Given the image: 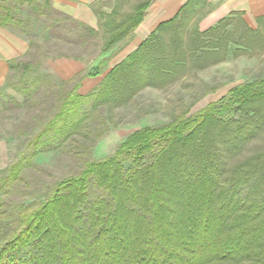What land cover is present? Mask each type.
<instances>
[{
    "label": "trees",
    "instance_id": "obj_1",
    "mask_svg": "<svg viewBox=\"0 0 264 264\" xmlns=\"http://www.w3.org/2000/svg\"><path fill=\"white\" fill-rule=\"evenodd\" d=\"M33 3L0 0V28L30 35L28 21L16 10L39 11ZM147 6L138 5L122 19L117 10L96 11L107 34L101 51L130 36ZM51 11L63 18L49 28L69 20L90 38L98 36ZM234 16L195 31L192 41L198 46L190 56H201L202 46L203 52L212 49L208 55L223 54L222 31ZM183 20L180 12L159 25L87 94L78 92L81 81L98 77L111 57L59 82L39 73V62H9L0 86V128L13 110H25L28 120L5 132L22 142L15 160L0 170V264H264V80L240 84L191 116L134 131L111 156L89 157L92 145L109 131L103 107L111 116L145 88L177 81L178 69L188 62ZM243 25L257 37L258 31ZM216 34L220 41L211 45ZM89 37H82L81 45ZM239 39L236 44L243 46ZM79 140L88 146L71 148L81 165L75 173L29 179L37 156Z\"/></svg>",
    "mask_w": 264,
    "mask_h": 264
},
{
    "label": "rangeland",
    "instance_id": "obj_2",
    "mask_svg": "<svg viewBox=\"0 0 264 264\" xmlns=\"http://www.w3.org/2000/svg\"><path fill=\"white\" fill-rule=\"evenodd\" d=\"M47 1L34 0L33 8H39V11H33L29 6L16 10L18 16L28 21L30 26V35L25 36L29 44L31 42V46L23 60L39 62L41 64L39 73L49 75L54 82H59L61 78L50 68V62L63 58L76 59L79 57L81 59L91 54L94 57L101 51L107 34L103 31H96L98 36L90 38L85 30L78 28V25L69 20H63V23L57 28H49L48 26L54 20L63 17L55 16ZM146 1L148 0H122L121 7L117 10L119 19L130 14L136 5ZM94 9V12L99 11L97 7ZM184 19L186 20H183V25H181L183 30L181 37L186 40L183 51L188 53V58L186 57L188 62L178 69L177 81L167 88H145L136 94L127 105L114 109L111 116H108L103 107L100 114L107 122L109 131L92 145L88 151L90 159L100 160L111 156L120 143L134 131L173 122L183 114L186 117L191 116L207 104L220 100L229 90L240 84L264 80L263 20H260L258 27L254 26L253 29L249 27L251 30L258 31L255 38L254 35L245 31L243 25L245 22L239 16L231 17L233 21L223 29L222 32L225 34L221 39L223 42H227V48L222 52L223 54L227 52L228 57L220 61L223 55L221 52L218 55H208L212 49L203 52L204 46L201 47V50L203 49L201 56L198 53H195V56H190V50L194 51L198 46L192 41L193 33L197 31V27L191 22L192 19L187 17ZM82 37H89L90 39L81 45ZM218 37L220 34L211 37V45L215 43L216 39L220 41ZM240 37L242 40L239 39ZM238 39L243 41V46L236 44ZM124 42L126 41H121L107 51V54L111 51L108 58L111 57L109 60H113L112 63L119 60L120 56L117 58L115 56L123 49ZM223 42L221 45H224ZM233 54L238 55V57L232 58L231 55ZM94 62L91 61L89 65H94ZM106 63L102 67V70L105 68L104 71L107 70ZM21 99L23 100V97ZM4 116L6 119L2 120L3 127L0 128V170L5 169L15 160L17 152L21 149L20 142H22V139L20 140L13 133L8 139L5 132H14L18 124L28 120V114L25 110H13ZM260 138L264 140V135ZM85 146H88V143L79 140L73 145L66 146L65 149L37 156L35 159L37 170L29 175V179L51 181L75 173L81 165L71 156V148L79 147L82 151V147Z\"/></svg>",
    "mask_w": 264,
    "mask_h": 264
},
{
    "label": "crops",
    "instance_id": "obj_3",
    "mask_svg": "<svg viewBox=\"0 0 264 264\" xmlns=\"http://www.w3.org/2000/svg\"><path fill=\"white\" fill-rule=\"evenodd\" d=\"M48 2L54 11L66 15L87 28L102 31L99 28L100 21L94 8L97 7L99 12L110 15L114 10L120 9L122 0H48ZM145 3H148V6L140 24L130 36L122 39V42H126L122 45L123 49L115 56V58L120 56L119 60L114 63H112L113 60H109L105 65L107 70L104 71V68L98 77L84 78L78 90L80 94L92 91L108 71L136 50L159 25L171 21L180 12L184 17L192 19L191 22L201 33L215 27L218 22L231 14H237L251 29L254 26L258 27L260 20L264 21V0H148L143 4ZM182 9L183 11H181ZM29 49L30 44L24 34L9 28H0V86L6 82L9 62L25 58ZM110 53L100 51L94 57L91 54L79 60L74 58L57 59L50 62V68L60 78L67 80L76 75L85 74L86 71L96 67L101 59L108 57ZM91 61H95L94 65H89ZM8 93L13 95L11 91Z\"/></svg>",
    "mask_w": 264,
    "mask_h": 264
}]
</instances>
